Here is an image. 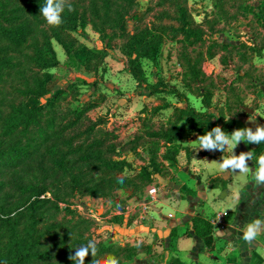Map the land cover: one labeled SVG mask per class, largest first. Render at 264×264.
<instances>
[{"label":"trees","instance_id":"1","mask_svg":"<svg viewBox=\"0 0 264 264\" xmlns=\"http://www.w3.org/2000/svg\"><path fill=\"white\" fill-rule=\"evenodd\" d=\"M215 2L217 8L224 5V0ZM45 3L46 0H0V264H76L69 257L90 241L95 252L90 250L83 264H130L140 249L151 253L152 247L115 245L110 241L96 243L90 235H85L94 221L80 217L71 227H64L49 216L63 211L61 203L66 205V215H73L70 199L77 196L103 198L127 187L150 185L154 175L161 174L156 154L149 165L130 179L125 173L131 165L122 156L115 157L118 152V146L113 143L115 137L110 138V131L101 128L102 119L85 131L73 136L67 134L91 107L74 113L76 117L70 126L60 128L55 110L66 92L56 94L44 105H31L28 99L45 98L49 93L53 80L50 70L60 66L53 41L60 43L70 55L68 36L91 24L105 47L93 50L87 63L104 59L110 42L118 36L123 42L120 51L127 58L128 73L140 88L147 89L150 96L176 94L182 102H188L176 89L159 81L151 84L143 61L157 64L168 36L174 39L181 36L189 47H194L209 42L207 33L204 26L195 23L186 7L178 5L175 18L178 26L154 24L151 29L118 35L114 31L135 8L136 0H64L62 23L46 28L40 11ZM71 6L73 10L69 11ZM167 17L162 14L156 20L161 22ZM211 44L205 56L210 60L216 57L213 49L219 46L216 41ZM225 49L227 46L222 45L221 50ZM182 59L185 87L199 90L203 104L211 107L212 95L203 88L205 81L199 68L202 61L193 59L187 52ZM79 80L88 85L85 80ZM178 110L182 116H204L190 107ZM174 124L151 137L164 138L172 144L181 141L176 132L178 123ZM177 154L178 146L172 145L164 159L175 167ZM199 222L204 224V233L197 230ZM194 229L200 237L212 233L211 225L199 217L194 221Z\"/></svg>","mask_w":264,"mask_h":264},{"label":"crops","instance_id":"2","mask_svg":"<svg viewBox=\"0 0 264 264\" xmlns=\"http://www.w3.org/2000/svg\"><path fill=\"white\" fill-rule=\"evenodd\" d=\"M215 60L211 61L214 78L221 86L225 82L223 78L230 77V73ZM240 76L244 77V84L237 83L233 89L213 95L209 108L203 104V97L199 94L197 105L200 107H190L196 113L204 114L198 117L182 116L178 110L187 109L190 98L195 96L184 84L187 92L179 86L174 88L188 102H182L178 95L171 94L178 103L159 107L154 97L165 94H135L139 86L129 75L127 96L111 110L110 121L123 126L122 139L130 141L128 145L136 140H143L145 144L148 139L157 142L156 158L161 174L156 175L164 180L162 183L154 175L155 180L148 185H157L159 189L155 201V208L159 211H147L142 198L136 197L122 207V226L107 224L110 230L119 229L121 233L117 237L121 238L122 245L152 247L151 253L140 249L130 264H264V184L255 180L260 167L259 158L264 156V141L252 144L244 140L235 146L225 145L222 151L203 150L199 143V136L206 135L215 127H221L229 136L235 130L250 128L254 133L258 127H264V86L257 77L247 80L245 74L240 73ZM232 82L233 78L227 84L230 86ZM156 108L161 109L157 111ZM176 113L182 116L176 131L181 141L172 144L164 138L149 136L150 131L144 123L146 116L155 122L152 131L157 130L154 131L156 133L170 129ZM114 114L115 118L112 117ZM172 145L178 146L175 167L171 166L170 160L164 159ZM137 147L133 146L134 150L126 148L124 153L123 158L133 167L128 170V175H136L151 161L145 150L147 147ZM241 153L250 154L251 158L246 161L248 171L221 169L223 160L234 155L238 157ZM219 215L222 223L217 226L212 221ZM198 217L211 225V234L198 236L194 229V221ZM256 220L261 221V229L257 238L248 244L243 235L248 225ZM203 226L199 222L197 230L204 233ZM174 229L177 233L172 235Z\"/></svg>","mask_w":264,"mask_h":264},{"label":"rangeland","instance_id":"3","mask_svg":"<svg viewBox=\"0 0 264 264\" xmlns=\"http://www.w3.org/2000/svg\"><path fill=\"white\" fill-rule=\"evenodd\" d=\"M215 1L136 0L135 8L114 32L118 35L125 32H140L145 29H151L154 24L178 26L175 20L177 17V6L186 7L195 23L204 26L209 42L203 46L195 45L194 47H189L181 36L177 39L171 36L166 37L157 64L146 60L143 61L148 81L151 84L159 81L172 89L177 86L185 89L183 87L185 69L182 65V55L187 52L193 59L198 58L202 61L199 68L203 75L202 79L205 81L203 88L205 91L208 90L212 96L222 91H227L228 88L233 89L237 83L244 84V77L242 78L240 73L245 74V77H247L245 79L247 80L257 77L258 81L264 86V0H224V5L220 8L215 6ZM260 6H262L261 9H259ZM162 14L169 15V17L164 18L161 22L157 21V17ZM45 27L49 28L50 25L45 22ZM109 32L112 33V31ZM212 41H216L219 45L213 49V52L217 53L214 58L216 59L215 61L217 63L220 62L223 69L230 73V77L223 78L225 82L221 83V86H219L220 82H217L214 78V64L211 62L214 59L205 58L207 49L210 45L212 46ZM66 42L71 46L70 55L67 54L66 49L60 43L53 41L60 66L50 70L53 80L49 84L48 95L45 98L32 97L28 99L29 104L44 105L51 101L56 94L66 92V95L62 96L58 102L59 108L55 110L58 114V120H60V125L58 126L60 128L70 126L76 117L74 113L91 107L75 128L70 127L68 129L67 134L73 136L76 133L85 131L88 126L102 119L104 123L101 128L104 131H110V138L115 137L113 143L118 146V152L115 157H124L126 148L123 150V147H127L130 141L122 139L123 126L117 124L118 122L110 121L111 110L119 105L120 100L126 97L129 91L127 79L130 74L128 73L127 58L120 51L123 43L122 39L118 36L113 38L110 42L111 47L108 50V55L102 60L93 59L95 61H90L89 63H87V57L91 52L93 50H102L105 47L101 36L94 31L91 24H88L85 29L79 32L71 33ZM222 45H226L227 49L221 50ZM88 66L91 68L88 69ZM79 76L95 78L93 83L96 84L94 86L92 85L93 83L85 85L79 80ZM130 77L132 78L131 75ZM231 78H233V84L229 86L227 83ZM193 89L191 94L195 96L192 95L194 97L190 98L189 107L196 109L200 107V105H197L200 91L195 89V87ZM139 92L148 93L149 91L139 87L134 93L138 94ZM160 96L154 97L157 99L159 107H171L173 102L178 103V99L171 95ZM83 105L85 106L83 107ZM183 106L185 107V103H183ZM151 114L153 116V113ZM115 116V114L112 115L113 118ZM146 117L144 123L151 132H149L150 136L157 130L152 131L155 124V122H152V117ZM179 119H181V116L176 113L174 122L171 124L175 125L174 123H178ZM137 137L141 138V136ZM148 140L146 144L143 140H139L135 144L133 142L127 148L132 149L133 146L138 148V145L146 146L145 150L152 158L154 154H157L158 146L154 139ZM134 153L139 154L138 152ZM125 175L131 179L138 174L128 175L127 170ZM146 187L148 186L141 188L127 187L103 198L77 196L70 199L73 215H66L64 211L66 205L61 203L60 207L63 211L50 215L49 219L51 221L55 219L63 223L64 227H71L80 217H85L94 221V226L91 230L85 232L86 236L90 235L96 243L104 242L108 244L110 241L115 245H122L121 238L118 239L117 237L121 233L119 229L110 230L108 225L117 223V225L122 226L124 224L121 216L122 207L127 201L137 197L142 198L141 200L144 203L149 204L151 202V197L148 193L150 186L148 189ZM47 197L52 198L50 194ZM151 205L155 206V202ZM151 210L147 209V211ZM132 217H136V215Z\"/></svg>","mask_w":264,"mask_h":264},{"label":"clouds","instance_id":"4","mask_svg":"<svg viewBox=\"0 0 264 264\" xmlns=\"http://www.w3.org/2000/svg\"><path fill=\"white\" fill-rule=\"evenodd\" d=\"M64 0H46L45 6L40 9L41 14L50 26L58 27L62 23V13L64 12ZM72 11V6L68 8ZM246 140L248 143L259 144L264 141V127H258L253 133L249 129L235 130L231 136L225 134L221 127H215L206 135L199 136V143L203 150L218 149L222 151L225 145L235 146L241 141ZM249 153H241L238 157L232 156L223 160L220 165L221 169H231L240 172L248 171L246 161L249 160ZM259 170L255 173V180L258 184H264V156L259 158ZM261 221L256 220L249 224L243 235V240L251 244L258 236L260 231ZM95 252V245L89 242L87 246H80L75 250V255L69 258L75 261L76 264H83L84 259L88 256L89 251Z\"/></svg>","mask_w":264,"mask_h":264},{"label":"built area","instance_id":"5","mask_svg":"<svg viewBox=\"0 0 264 264\" xmlns=\"http://www.w3.org/2000/svg\"><path fill=\"white\" fill-rule=\"evenodd\" d=\"M148 193H149V196L151 197V202L149 204H145V205H146V208L148 210H151V204H153L156 201V197L159 194V189L156 186H152L148 189ZM212 222L214 225L220 226L222 223V216L219 215Z\"/></svg>","mask_w":264,"mask_h":264},{"label":"water","instance_id":"6","mask_svg":"<svg viewBox=\"0 0 264 264\" xmlns=\"http://www.w3.org/2000/svg\"><path fill=\"white\" fill-rule=\"evenodd\" d=\"M81 79L85 80L88 84H92L95 81V78H88L86 76H79ZM157 178L163 183L164 180L162 179V177L160 175H156ZM146 204V203H145ZM151 209L154 211H159L155 208V206L151 205Z\"/></svg>","mask_w":264,"mask_h":264}]
</instances>
